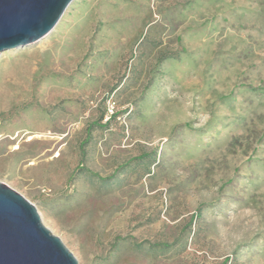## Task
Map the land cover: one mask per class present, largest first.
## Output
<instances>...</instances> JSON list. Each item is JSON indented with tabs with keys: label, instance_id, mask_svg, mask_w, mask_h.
Listing matches in <instances>:
<instances>
[{
	"label": "rangeland",
	"instance_id": "374dc122",
	"mask_svg": "<svg viewBox=\"0 0 264 264\" xmlns=\"http://www.w3.org/2000/svg\"><path fill=\"white\" fill-rule=\"evenodd\" d=\"M0 181L78 264H264V0H72L0 54Z\"/></svg>",
	"mask_w": 264,
	"mask_h": 264
},
{
	"label": "water",
	"instance_id": "95a60500",
	"mask_svg": "<svg viewBox=\"0 0 264 264\" xmlns=\"http://www.w3.org/2000/svg\"><path fill=\"white\" fill-rule=\"evenodd\" d=\"M72 0H0V54L52 30ZM0 264H78L34 205L0 181Z\"/></svg>",
	"mask_w": 264,
	"mask_h": 264
}]
</instances>
